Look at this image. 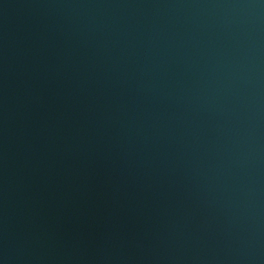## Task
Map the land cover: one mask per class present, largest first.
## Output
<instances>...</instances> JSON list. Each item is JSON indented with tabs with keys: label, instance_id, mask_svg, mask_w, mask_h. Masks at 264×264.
Returning a JSON list of instances; mask_svg holds the SVG:
<instances>
[{
	"label": "water",
	"instance_id": "water-1",
	"mask_svg": "<svg viewBox=\"0 0 264 264\" xmlns=\"http://www.w3.org/2000/svg\"><path fill=\"white\" fill-rule=\"evenodd\" d=\"M0 264H264V0H0Z\"/></svg>",
	"mask_w": 264,
	"mask_h": 264
}]
</instances>
